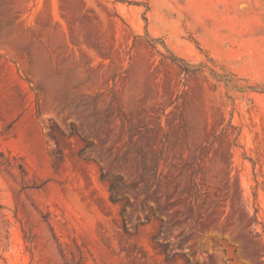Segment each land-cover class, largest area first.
Listing matches in <instances>:
<instances>
[{"label":"rangeland","instance_id":"1","mask_svg":"<svg viewBox=\"0 0 264 264\" xmlns=\"http://www.w3.org/2000/svg\"><path fill=\"white\" fill-rule=\"evenodd\" d=\"M0 264H264V0H0Z\"/></svg>","mask_w":264,"mask_h":264},{"label":"trees","instance_id":"2","mask_svg":"<svg viewBox=\"0 0 264 264\" xmlns=\"http://www.w3.org/2000/svg\"><path fill=\"white\" fill-rule=\"evenodd\" d=\"M112 185H110V188H111Z\"/></svg>","mask_w":264,"mask_h":264}]
</instances>
